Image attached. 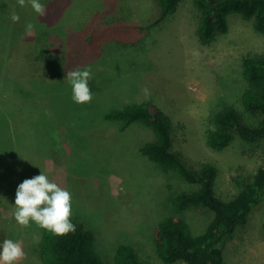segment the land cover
<instances>
[{
  "label": "rangeland",
  "instance_id": "obj_1",
  "mask_svg": "<svg viewBox=\"0 0 264 264\" xmlns=\"http://www.w3.org/2000/svg\"><path fill=\"white\" fill-rule=\"evenodd\" d=\"M41 2L42 17L27 0L23 7L0 0V245L19 241L25 257L17 264H43L36 252L43 228L34 222L22 227L13 215L18 185L42 171L71 193V218L93 234L104 264H115L122 244L144 264H166L156 253V225L174 213L171 199L194 187L141 154L154 140L149 129L137 124L122 131L103 114L127 104L157 106L171 118L173 151L195 170L213 164L216 195L231 200L263 163L264 141L236 138L217 150L207 133L226 105L257 124L241 103L248 88L243 60L264 55V32L232 13L228 31L203 44L193 0H181L162 22L152 1L150 18L140 23H128L130 0ZM121 7L125 21L112 23ZM27 23L35 26L30 36ZM85 68L91 69L92 100L77 104L67 73ZM34 114L41 115L38 124L25 126ZM181 216L200 235L213 213L189 207ZM223 256L225 264H264V201L237 227Z\"/></svg>",
  "mask_w": 264,
  "mask_h": 264
},
{
  "label": "trees",
  "instance_id": "obj_2",
  "mask_svg": "<svg viewBox=\"0 0 264 264\" xmlns=\"http://www.w3.org/2000/svg\"><path fill=\"white\" fill-rule=\"evenodd\" d=\"M152 1L160 9L157 22L173 13L181 0H130L133 10L128 23L147 21L152 14ZM199 13L197 36L201 43L209 44L217 33L228 31V16L232 13L252 19L255 29L264 32V0H193ZM142 6H146L143 8ZM2 5L0 3V20ZM121 7L111 21H125ZM129 19V17H127ZM30 48V47H29ZM244 77L248 88L241 96L245 112L258 118L257 124L245 120L244 114L233 105H226L212 116L214 128L207 133V143L221 150L238 138L247 143L264 141V55H248L243 60ZM26 124H38L41 115ZM24 121V117L22 119ZM103 120L116 123L122 131L140 125L154 134V140L140 147L150 162L165 171L174 172L193 190L183 191L171 199L174 213L161 219L155 228V249L166 264H225L223 249L240 224L247 222L252 209L264 201V161L240 191L229 201L215 192L216 167L211 163L192 169L173 151L171 118L157 106L127 104L103 114ZM189 207L207 209L213 218L200 235L190 232L181 213ZM75 230L56 235L43 229L37 255L43 264H104L95 248L91 232L71 218ZM115 264H144L130 245H119Z\"/></svg>",
  "mask_w": 264,
  "mask_h": 264
},
{
  "label": "clouds",
  "instance_id": "obj_3",
  "mask_svg": "<svg viewBox=\"0 0 264 264\" xmlns=\"http://www.w3.org/2000/svg\"><path fill=\"white\" fill-rule=\"evenodd\" d=\"M23 7L26 0H17ZM35 13L39 16L46 15V5L41 0H27ZM13 22L19 21V15L11 14ZM32 23L26 24V35H31L34 29ZM92 78L91 69H77L67 73V80L71 86L72 100L77 104L89 103L92 100V92L89 80ZM145 98L150 97L147 88L142 90ZM14 219L22 226H29L34 222L40 228L51 231L56 235H66L75 230L71 221L72 196L71 193L49 180L47 175L41 174L30 179H24L16 189ZM25 257L22 244L19 241L5 239L0 245V264H17Z\"/></svg>",
  "mask_w": 264,
  "mask_h": 264
}]
</instances>
